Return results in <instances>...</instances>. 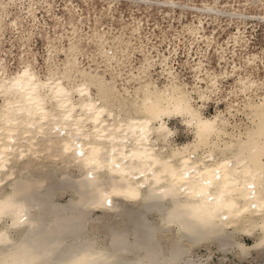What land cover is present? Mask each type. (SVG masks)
<instances>
[{
	"label": "bare ground",
	"instance_id": "bare-ground-1",
	"mask_svg": "<svg viewBox=\"0 0 264 264\" xmlns=\"http://www.w3.org/2000/svg\"><path fill=\"white\" fill-rule=\"evenodd\" d=\"M130 1L58 15L0 0L3 264H203L191 255L210 241L264 251V44L244 23L264 21V0L256 14L251 0ZM211 103L225 108L207 116ZM181 104L214 130L198 138ZM171 121L191 138L178 143ZM245 228L249 247L233 241Z\"/></svg>",
	"mask_w": 264,
	"mask_h": 264
},
{
	"label": "rangeland",
	"instance_id": "rangeland-1",
	"mask_svg": "<svg viewBox=\"0 0 264 264\" xmlns=\"http://www.w3.org/2000/svg\"><path fill=\"white\" fill-rule=\"evenodd\" d=\"M48 1L52 2L53 7H54L53 10L58 15L67 14V8L66 7L68 4H71L74 8H76L78 10H83V11L85 10V12H86L88 6L95 2V0H85V1L84 0H48ZM105 1H109V0H103V3ZM111 1H113V0H111ZM221 1H224V0H221ZM31 2H32V0H16V3H14V5L12 7H10L9 9L13 13L18 12V13L22 14L23 12H25V10L28 9ZM118 2H119V5L121 7L124 6V7L129 8L132 6L130 0H118ZM247 5L251 9V11H253L255 14L259 13L261 6H262V5H260V7H254L252 4V0L249 1ZM172 6H174V7H172ZM144 7H146V6L144 5ZM150 7H152V12L160 13L163 8H166L169 6L161 7V5H156V6L153 5ZM170 7H171V10L172 11L174 10L177 14H182L184 12L186 13V10H183L182 5H180L179 3H177L176 6L171 5ZM135 8H136V10H138L139 7L137 5H135ZM13 13H11L12 14L11 17L13 16ZM36 15H38V17L41 19L48 20L47 13L42 8L37 10ZM248 15H249V18L245 19V21H244V23L246 24L245 25L246 30L249 32L251 40L254 42V44L259 47L262 44H264V21L259 20L257 17H251L252 16L251 12L248 13ZM120 16L121 17H124V16L127 17L128 13L126 12V13L120 14ZM187 18L190 19V16L187 15L185 18L182 17L181 21L184 22V20ZM165 25L167 26L168 23H165ZM179 27H180V25H178V28ZM211 28H212V26H211ZM234 31H235V27L232 24L226 25L225 31L222 30V32H221V36L223 38H224V36L227 37L226 33L234 32ZM34 34L35 35L33 38V43H34L33 45L35 46V48L38 51H42L43 50V40L41 39V34L39 31H35ZM7 49L12 50V47L10 44H7ZM182 55L184 57H187V53H184ZM210 61L212 62V64H215L216 58L212 56L210 58ZM41 62H42V60H41ZM193 64H194V62H193ZM226 84L228 86H230L231 81L228 80L226 82ZM215 105L216 104L211 103L210 107L205 111L207 116H209L212 113H215V111L217 109V105L219 108H222V109L225 108V105H223L222 103L217 104L216 106ZM240 118L243 120H246L243 116H239L238 118L232 120L233 124L238 122L240 120ZM170 126L179 129V134L177 135V142L178 143H180V144L185 143L188 140V138H191L190 135H188L182 131V127L178 122L171 121ZM68 199H70V192L63 193L61 195V197L57 198V201L60 202L61 204H65V203H67ZM233 241L236 243L237 242L238 243H244L245 246H248V247L252 246L255 242L253 237H248L247 235H242V234L234 236ZM221 245L222 244L218 243L217 241H210L208 244H203L201 246H197L194 249L193 254L191 255V259H195L197 261H200L203 264H264V251L261 252L260 254H256V253L254 254V252L251 250H245V251H243L244 252L243 253L242 249L240 247H236V246L231 247V248H229V250L225 251V249L220 248Z\"/></svg>",
	"mask_w": 264,
	"mask_h": 264
},
{
	"label": "clouds",
	"instance_id": "clouds-1",
	"mask_svg": "<svg viewBox=\"0 0 264 264\" xmlns=\"http://www.w3.org/2000/svg\"><path fill=\"white\" fill-rule=\"evenodd\" d=\"M177 115H183L185 117L186 122L194 127V123L197 122V116H199L196 112L192 111L187 105L184 106V109L180 112H177ZM200 117V116H199ZM203 119V117H200ZM9 206H13V204L11 203L10 200H0V215L4 214V210L9 207ZM15 208L19 211H22L23 215L26 211L25 207L23 205H17L15 206ZM253 231L248 230L247 228H245V235H248L251 237V235L253 234ZM264 233V232H262ZM262 241H264V237L261 238L260 241H258L256 244H254L253 246H260L262 245ZM0 264H3V261H0Z\"/></svg>",
	"mask_w": 264,
	"mask_h": 264
},
{
	"label": "snow or ice",
	"instance_id": "snow-or-ice-1",
	"mask_svg": "<svg viewBox=\"0 0 264 264\" xmlns=\"http://www.w3.org/2000/svg\"><path fill=\"white\" fill-rule=\"evenodd\" d=\"M29 75H30V72L27 69H25L24 76L28 77ZM183 109H184V105L181 104L178 107L177 111L180 112ZM197 121H199V122L198 123L197 122L194 123V128L196 129L197 137L202 140L203 139V137H202V133L203 132L214 130L213 129V123L214 122L202 120V118H200L199 116H197ZM261 193H262V199H264V180L261 181ZM262 207H264V205H262ZM17 215H18V217H20L19 222H22V219H23L22 211L18 212ZM262 245H264V241H262Z\"/></svg>",
	"mask_w": 264,
	"mask_h": 264
}]
</instances>
